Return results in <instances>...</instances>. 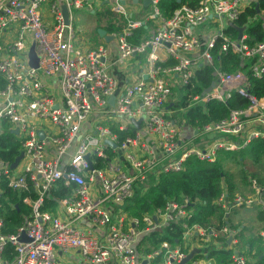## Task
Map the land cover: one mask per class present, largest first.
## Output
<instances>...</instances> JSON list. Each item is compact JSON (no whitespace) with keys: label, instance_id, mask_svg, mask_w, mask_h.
Returning a JSON list of instances; mask_svg holds the SVG:
<instances>
[{"label":"built area","instance_id":"obj_1","mask_svg":"<svg viewBox=\"0 0 264 264\" xmlns=\"http://www.w3.org/2000/svg\"><path fill=\"white\" fill-rule=\"evenodd\" d=\"M132 1L0 0V76L5 80L0 88V126L6 121L18 130L23 152L14 168L0 159V178L13 189L30 185L36 194L23 198L31 215L15 233L2 231L0 216V264H63L56 260V252L72 249L89 264H176L191 249L195 253L186 264H216L207 253L221 247L230 251L227 264H247L239 228L227 223L219 228L190 225L187 197L168 199L141 216L129 215L124 204L140 185L155 184L160 173L181 171L190 157L221 161L220 154L264 139V95L256 97L250 90V77L264 75V39L249 43L247 31L257 22L264 32V6L259 0H198L193 6L180 3L166 16L159 9L160 0H151L141 19H132ZM104 5L126 20L121 31L108 33L117 41L113 60H107L108 46L83 45L75 24V12L92 13ZM248 7L255 13L236 25ZM145 21H151L150 33L138 43L129 42L132 30ZM233 25L237 35H225L224 29ZM218 38L224 40L220 53L239 57L236 70L214 65L212 49ZM31 45L37 67L29 65ZM160 50L174 62L160 63ZM135 54L144 55L133 69L136 76L120 83L110 66L127 67ZM205 65L213 67L212 87L178 107L180 94L173 86L187 85ZM55 78L56 89L50 83ZM233 93L247 104L230 109L225 118L193 126L179 117L197 104L211 100L224 104ZM131 119H140L138 128ZM111 124L120 130L133 127L134 132L119 141ZM107 146L113 153L110 158ZM59 180L72 186L71 194L59 200L65 216L42 209ZM248 183L250 193L236 192L229 198L222 192L215 203L226 214L250 205L264 212V185L255 178ZM179 218L184 219L181 245L163 240L154 250H137L142 235ZM22 232L29 240H20ZM258 234L264 240V222ZM7 244L14 252L10 259L4 256Z\"/></svg>","mask_w":264,"mask_h":264},{"label":"trees","instance_id":"obj_2","mask_svg":"<svg viewBox=\"0 0 264 264\" xmlns=\"http://www.w3.org/2000/svg\"><path fill=\"white\" fill-rule=\"evenodd\" d=\"M198 0H160L159 9L163 15L169 16L172 10L180 3L186 2L189 5L197 4ZM259 6H264V0H259ZM254 7L246 8L235 21L236 25H242L247 15L255 13ZM98 27L103 28L107 33L112 31H121L125 25V18L113 13L107 5L100 10L94 12ZM119 21L118 25L115 22ZM97 27V28H98ZM97 28L94 29L95 35H98ZM151 21H145L132 30L131 35L127 37L131 43H138L150 33ZM251 39L249 43L264 39V32L261 31L257 22L252 23L247 29ZM225 35L236 36L237 29L228 26L224 29ZM223 38H218L215 42L212 53L214 55V65L220 66L225 71L236 70L239 66V57L237 54L228 52L220 53V46ZM173 59L162 61L163 65L172 64ZM213 67L205 65L196 70L195 75L190 79L189 83L178 88L180 97L177 106L185 107L194 94H200L208 87L213 80ZM5 80L0 76V88L4 87ZM250 90L256 96L264 95V75L262 77H250ZM247 104V100L236 93H233L230 99L224 104L208 101L203 104H197L188 107L183 113L179 114L180 118H185L186 122L193 126H200L210 121H217L225 118L230 109L243 108ZM183 117H181V116ZM118 137L119 141L126 135H132L133 127H127L120 130L110 126ZM0 132V159L11 164L15 157L22 149V138L14 133L8 122H2ZM106 152L108 157L112 156L111 146H107ZM220 159L234 160L241 164L239 181L234 182L231 173L227 171L220 160L216 162H202L193 157L186 160L184 168L175 173H160L155 184H149L147 187L140 185L135 190L133 196L126 200L124 204L125 211L131 216H141L143 213H151L156 208L161 207L168 199L181 200L183 197L189 199L188 207L191 209L192 215L188 219V223H197L203 227L219 228L225 223L230 227L239 228L240 248H242L248 257L247 264H264V240L258 234L259 226L264 222V212H257L259 226L241 227L240 224L232 223L229 213L215 203V199L225 192L229 198L233 196L235 189H247L249 192L248 179H257L260 185H264V139H255L246 147L235 152H224L220 154ZM98 165V164H97ZM99 165H101L99 163ZM241 182V187L238 183ZM72 192V186H65L63 180H59L50 188L44 199L43 210L54 211L60 199L67 197ZM29 196L36 197L35 191L29 185L27 189L11 188L5 177L0 178V216L4 225L2 231L7 234L15 233L21 225L31 215V207L23 201V198ZM264 196V190L262 192ZM234 208L232 210H237ZM183 218H179L175 222L166 224L162 229L150 231L140 237L136 243L139 252L145 253L156 249L160 242L166 240L171 244H182V235L184 228L182 227ZM245 228L249 234L245 235ZM227 242V239H225ZM194 258L198 257L197 252ZM230 251L226 248H215L208 251L207 256L213 257L216 264H227ZM13 248L7 244L5 258H12ZM154 259V261H156ZM155 263V262H154ZM190 264V263H189Z\"/></svg>","mask_w":264,"mask_h":264},{"label":"crops","instance_id":"obj_3","mask_svg":"<svg viewBox=\"0 0 264 264\" xmlns=\"http://www.w3.org/2000/svg\"><path fill=\"white\" fill-rule=\"evenodd\" d=\"M129 5H130L129 9L132 12V19H141V16H143L144 12H146L149 8L148 5L145 6V5H143L142 2L139 3L138 1H135V0L132 1ZM77 13H82L83 16L84 15L85 16L86 15H90V16L94 15V12L88 13V12H84V11H79ZM75 17H76V15H75ZM76 20H77V17H76ZM76 20H75V22H76ZM118 23H119V21L115 22L116 25H118ZM77 27H78V30L80 31V33L82 34V39L84 41L82 39L81 40L83 41V45H85V46H96V45H100V44L106 45L109 47V50H110V55L108 56L107 60H109V59L113 60L114 59V57L117 53V46H116L117 41L114 37H112L109 34L112 38L110 40L106 41L99 34L95 35V33H94L96 40L101 39L100 43L94 45L95 44L94 42H90L88 39H86V33L84 34L85 30H83L82 27H79V26H77ZM194 29H196V28H194ZM116 31H118V30H116ZM160 55H161L160 62L165 61L167 59H170L163 54L162 50H160ZM143 56L144 55H141V54H135V56H133L129 59L127 67H117L115 65H113L112 67L110 66L111 70L118 77L120 83L127 80L129 76H131L133 78L136 76V74L133 72V69L136 68L137 63H141V61L143 60ZM50 83H51V86L56 89L57 79L55 78V79L50 80ZM178 88H180V87H178ZM178 88H177V91H178ZM111 125H113V124H111ZM10 127H11V125H10ZM114 127H115V125H114ZM1 130H2V128L0 126V132H1ZM11 130H13V129H11ZM16 134H18V133H16ZM67 157H68V155L64 156L63 164H65ZM255 206H256L255 207L256 209L252 215L253 217L250 219H247V220L251 221V223H254L256 225V223H258L257 212L259 211V208L257 205H255ZM53 212L60 214L62 216H65L62 205L59 202H58L56 209ZM81 224L85 225V224H87V221L84 220V221H82ZM191 250H193V249H191ZM56 260L58 261V263H63V264H89V263L85 262L80 257V255L78 254V252L76 250H73V249L69 250V251L68 250L67 251L58 250L56 252ZM156 262H158V258H157ZM143 263H145V262H143Z\"/></svg>","mask_w":264,"mask_h":264},{"label":"rangeland","instance_id":"obj_4","mask_svg":"<svg viewBox=\"0 0 264 264\" xmlns=\"http://www.w3.org/2000/svg\"><path fill=\"white\" fill-rule=\"evenodd\" d=\"M79 12V11H78ZM75 15L77 17V20L75 22L76 26L82 27L83 30H85L84 34L86 33V39H88L90 42H94L96 44L101 42V39L96 40V37L94 35V29L98 27L97 21H96V16L95 15H82V13H77L75 12ZM78 38L79 40L82 39V34H78ZM83 40V39H82ZM84 41V40H83ZM179 85H174L173 86V90L174 92H177V88ZM174 96H176V94H174ZM182 113V112H180ZM181 116V115H180ZM183 117V116H181ZM185 124V122H184ZM221 164L223 165V167L229 171L231 173L232 177L231 179L234 182H237V180L239 181V178H237L238 176H240V169H241V164L239 162H236L234 160H225L222 159ZM238 186L241 187V182L238 183ZM235 192L237 193H241V194H248L250 193L247 189H242L239 190L235 189ZM255 205H250V206H241L238 207L239 209L237 210H231L229 213V217L232 221V223L234 224H240L241 227H252L254 228L255 226H258V224H254L251 223V221H248L247 219L252 218L253 213L255 212ZM245 235L249 234V231L247 228H245Z\"/></svg>","mask_w":264,"mask_h":264},{"label":"water","instance_id":"obj_5","mask_svg":"<svg viewBox=\"0 0 264 264\" xmlns=\"http://www.w3.org/2000/svg\"><path fill=\"white\" fill-rule=\"evenodd\" d=\"M150 2H151V0H142L143 5H145V6L148 5ZM256 9H258V6L257 5H256ZM62 10H63V13H64L65 22L67 23V21H68V19H67V10H66V8L64 6H62ZM97 32L106 41H108V40H110L112 38L101 27H98L97 28ZM238 32H239L238 33V36H240V34H241V28H238ZM28 57H29V65L32 66V67H37V61H38V59H37V56H36V53H35V50H34V45H31V47L29 48ZM212 85H213V83H211L208 87H206L205 90H209L212 87ZM108 102L109 103H112L113 102V96H110L109 97ZM131 123L136 128H138L139 127V124H140V119H138V120L131 119ZM12 131L14 133H18V130L16 128L13 129ZM39 135L42 136V133H40ZM105 142L108 143V144H110V145L115 146V144L112 141H109L108 139H106ZM22 155H23V152L20 151V153L15 157L14 161L10 164V167L11 168H14L18 164V162L21 159ZM89 167L92 168L91 165ZM20 240L27 241V240H29V238L22 232L21 233V236H20ZM194 253H195V249L189 251L187 253V255L182 260H180L179 262H177L176 264H186L189 260H191V258L193 257ZM143 262H145V261H143Z\"/></svg>","mask_w":264,"mask_h":264}]
</instances>
